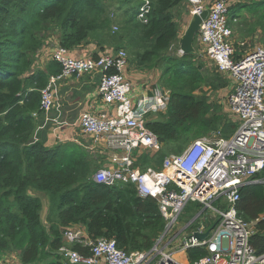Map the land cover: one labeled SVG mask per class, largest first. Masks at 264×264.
<instances>
[{
	"label": "trees",
	"instance_id": "trees-1",
	"mask_svg": "<svg viewBox=\"0 0 264 264\" xmlns=\"http://www.w3.org/2000/svg\"><path fill=\"white\" fill-rule=\"evenodd\" d=\"M142 1L0 0V255L18 251L21 264H61L62 235L74 226L83 227L90 240H112L127 253L149 251L162 233L165 220L156 200L140 197L132 184L94 182L80 146L50 149L44 140H35L40 122L33 115L41 114L40 91L50 76L61 71L53 60L44 70L32 69L51 31L57 32L58 47L64 50L96 41L100 48L128 50L137 69L160 71L159 82L170 91L169 101L164 118L146 127L162 147L156 155H143L142 167L159 156L163 160L164 149L194 133L204 137L218 127L221 119L209 117L207 102L196 96L204 83L203 64L196 62V53H169L178 43L176 19L181 17L184 0H148L146 23L130 15ZM236 2L229 8L230 18L238 22L244 11L256 16L254 26L264 34V0ZM112 12L118 19L115 33ZM235 23L230 22L231 29ZM235 129V124L229 131L220 129L221 136L228 137ZM262 177L264 170L256 175ZM43 197L49 209L45 223ZM236 209L244 221L258 220L250 245L255 255L264 254V184L242 187ZM72 249L90 255L89 247L74 244ZM205 254L203 248L187 253L190 262Z\"/></svg>",
	"mask_w": 264,
	"mask_h": 264
},
{
	"label": "built area",
	"instance_id": "built-area-1",
	"mask_svg": "<svg viewBox=\"0 0 264 264\" xmlns=\"http://www.w3.org/2000/svg\"><path fill=\"white\" fill-rule=\"evenodd\" d=\"M186 1L191 5L187 8L189 17L205 6L210 9L196 35L198 50L218 73L232 79L227 105L237 118L236 129L228 137L220 131L211 132L180 153L165 157L160 167L142 168V155H156L161 150L162 144L146 124L166 110L170 91H158L153 85L152 95L133 96L126 79L128 56L123 49H105L97 57H74L57 47L52 60L61 71L50 76L40 91V112L52 106L56 85L100 70L97 93L114 113H85L81 117L82 134L104 144V162L92 179L106 186L132 184L140 197L156 200L165 220L162 233L147 252L127 253L112 240H90L82 227L69 228L59 249L61 264H264V254L255 255L250 245L258 220L246 222L236 209L242 187L264 184V177L256 178L264 170V48L236 57L230 22L237 20L230 18L231 5L224 0L209 5L202 0ZM149 9L150 2L142 1L138 21L146 23ZM110 17L116 20L113 12ZM117 31L118 26L112 25V32ZM189 203L198 204L199 210L180 222ZM205 232L204 240L193 236ZM74 244L89 247L90 255L73 250ZM192 248H203L205 256L190 262L187 253ZM0 264L8 262L0 258Z\"/></svg>",
	"mask_w": 264,
	"mask_h": 264
},
{
	"label": "crops",
	"instance_id": "crops-1",
	"mask_svg": "<svg viewBox=\"0 0 264 264\" xmlns=\"http://www.w3.org/2000/svg\"><path fill=\"white\" fill-rule=\"evenodd\" d=\"M53 46V43L48 44L47 41L44 42L33 62V70H35V68L36 70H44L47 63L52 61V54L55 50ZM105 49H113V47L103 45V47L100 48V45H98L96 41H91L88 45L80 46L69 52L74 57L94 56V53L99 55L102 53V50ZM202 57L210 66L213 65L206 55H202ZM128 66L126 70V79L132 86L133 96H140L139 94L147 96L152 95L154 88H150V86L153 85L157 87L156 90L161 91V85L159 83L160 74H158V70H155V72L151 69H137L132 61ZM147 71H149V78L147 77L144 79L145 72ZM218 74L222 75L220 73ZM101 75L100 70H95L80 78H70L57 85L53 91L54 97L52 106L48 111L36 117V120L38 119L40 123L36 129L35 140H37V138L44 140L45 147L50 149L58 145H60V147H71L73 145L85 147L88 146L86 144H92L93 147L100 150V153L104 155L105 150L103 142L93 141L92 137L82 134L80 129V120L85 113H93L96 115H111L114 113V110L106 105L97 93ZM224 76L228 77L229 75ZM226 77H223V80H227ZM231 82L227 85V93ZM140 91L142 92L140 93ZM233 124H237V118L236 123ZM78 137L80 138L78 139ZM80 140H83V142H80ZM38 195L41 197L40 194ZM44 198L46 199V197ZM44 198H42V205ZM19 255L20 253L18 251H9L2 254L0 258L3 260L6 259L8 264H21Z\"/></svg>",
	"mask_w": 264,
	"mask_h": 264
},
{
	"label": "rangeland",
	"instance_id": "rangeland-1",
	"mask_svg": "<svg viewBox=\"0 0 264 264\" xmlns=\"http://www.w3.org/2000/svg\"><path fill=\"white\" fill-rule=\"evenodd\" d=\"M215 1H218V0H202V2L206 5L212 4ZM224 1L229 6L233 3H234L233 5H236L235 4L236 0H224ZM237 1L239 4H242V3H250L253 0H237ZM187 8L190 10L191 5L187 4V1L184 0L183 1L182 14H180L181 17L180 18L178 17L176 19L177 23L179 24V27H180L179 33H178V41H179V38L183 35L184 30L187 27V24H188L189 19L191 17V16L189 17V15H188V9ZM137 12H138V8L137 9L133 8L130 12V15L138 21ZM242 17L245 19H243ZM256 18H257L256 16L247 15L246 12L244 11V12H242V15L239 16L238 22H236L232 26V30L234 32L233 47L235 49V53H237L238 55L252 51L253 49H255L257 47L264 48V34H262V31L260 28H255V26H254V24L256 22ZM117 20L113 21V25L118 26ZM251 31H254V32L251 33ZM46 35H47V37L45 36L46 37L45 41H47L48 44L53 43L54 44L53 49H56L58 47V34H57V32L51 31ZM193 47H194L195 53L197 52L196 57H195L196 62H199V63L203 62L204 63V68L201 71L203 78H204V83L202 84L201 88L196 92V96H198L199 98H201L207 102V104L209 106V112H208L209 117L214 116V117H218L219 120L221 119V121H219L218 127H216L214 132L220 131V129H222V131H225V130L229 131V126L232 125L233 123H236V117L233 115V113L231 112L230 108L227 105V88H228L227 85H228V83L231 82V77L219 75L217 73V70L215 69L214 65L210 66L209 63L202 57V55H205V54L198 50V38L196 36H195V39L193 41ZM125 51H127L128 63L130 65L131 59H130L129 51L126 49H125ZM169 53L172 55L180 56L181 53H180L179 44L178 43L175 44L170 49ZM199 54H201V55H199ZM151 70L155 71L157 69H151ZM148 73H149V71L145 72L144 79L147 77L149 78ZM158 74H160L159 70H158ZM223 77L227 78V80H224L226 83H224ZM160 85H161V83H160ZM160 90L163 91L164 89L161 87ZM163 115H165V110L157 113L154 116L153 121L163 119L164 118ZM227 123H230V125H227ZM79 138L80 137H78V139ZM199 138H201V137H197L196 134L194 133L190 137L186 138V139H188L187 141L183 140L180 143L173 145L170 149H164V153H165L163 155L164 158L169 156V155L176 154L178 152L179 147H181V146L185 147L188 144H190L191 142H193ZM80 142H83V140H80ZM86 145H88L89 147L85 146L84 148H82V150H83L84 154L86 155V161L88 163H90V165H91L90 172L93 173L95 170H97L100 167L101 163L104 160V155L100 153V150L93 147L92 144H86ZM143 159H144V157H143ZM161 161H163V160H160V156H159L156 160L151 161L148 166H151V167L154 166V167L158 168L160 166ZM214 205L218 206V203H215ZM198 210H199L198 204L189 203L187 205V207L185 208L184 212L182 213L181 217H180V222L183 219L187 220L188 218H190L193 215L194 212H197ZM48 212H49V209L47 206L46 199L44 198L42 210H41V218H42V221L44 223H45V220L48 216ZM205 215H208V212H205Z\"/></svg>",
	"mask_w": 264,
	"mask_h": 264
},
{
	"label": "water",
	"instance_id": "water-1",
	"mask_svg": "<svg viewBox=\"0 0 264 264\" xmlns=\"http://www.w3.org/2000/svg\"><path fill=\"white\" fill-rule=\"evenodd\" d=\"M210 14V9L208 6H205L203 10L200 11L198 14H193L187 27L184 30L183 35L179 38L178 44L180 48L181 54H193L195 53L193 47V41L197 33L199 32L201 23L208 18ZM208 233H194V237L199 240H204L207 237Z\"/></svg>",
	"mask_w": 264,
	"mask_h": 264
},
{
	"label": "clouds",
	"instance_id": "clouds-1",
	"mask_svg": "<svg viewBox=\"0 0 264 264\" xmlns=\"http://www.w3.org/2000/svg\"><path fill=\"white\" fill-rule=\"evenodd\" d=\"M180 53H181V52H180ZM96 56H97V55H96ZM161 87H162V86H161ZM81 148H84V146H81ZM144 155H145V154H144ZM142 156H143V155H142ZM104 159H105V156H104ZM140 159H141V158H140ZM103 162H104V160H103ZM103 162L101 163L100 167L102 166ZM161 164H162V162H161ZM161 164H160V166H161ZM140 165H141V164H140ZM160 166H159V167H160ZM100 167H99V168H100ZM141 167H142V166H141ZM143 167L145 168V167H150V166H143ZM143 167H142V168H143ZM152 167H154V166H152ZM99 168H98V169H99ZM155 168H156V167H155ZM98 169H97V170H98ZM97 170H95V171L93 172V174H94ZM93 174H92V177H93ZM92 177H91V179H92ZM92 180H93V179H92ZM93 181H94V180H93ZM94 182H95V181H94ZM74 227H76V226H74ZM79 227H81V226H79ZM72 228H73V227H72ZM82 228H83V227H82ZM84 230H85V229H84ZM85 233H86V231H85ZM86 235H87V233H86ZM62 238H63V235H62ZM62 244H63V243H62ZM72 246H73V245H72Z\"/></svg>",
	"mask_w": 264,
	"mask_h": 264
}]
</instances>
